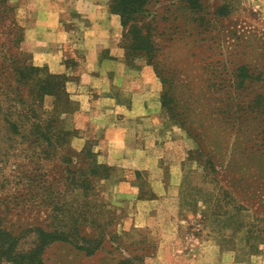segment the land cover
Wrapping results in <instances>:
<instances>
[{
  "label": "rangeland",
  "instance_id": "1",
  "mask_svg": "<svg viewBox=\"0 0 264 264\" xmlns=\"http://www.w3.org/2000/svg\"><path fill=\"white\" fill-rule=\"evenodd\" d=\"M6 2L19 33L7 49L33 64L16 3ZM223 3L230 7L227 15L212 19L208 32L183 30L164 41L155 57L126 50L121 34L124 62L153 69L160 101L168 85L181 107L187 95L191 103L197 99L192 105L196 126L195 119L211 109L207 86L213 69L249 65L262 73L264 93V0H203L204 10L213 13ZM70 64L63 59L64 67ZM38 67L65 76L66 106L57 107L48 95L39 110L44 122L54 118L65 135L58 146L44 150L9 133L0 110V264H264V162L254 152V133H226L207 118L200 155L197 141L162 110L171 133L159 165L150 170L111 166L76 124L77 77ZM217 161H223L221 167ZM94 164L111 167V175L106 180L99 167L87 187L86 173ZM126 180L128 185L121 183ZM36 228L65 237L39 249L40 262L28 256L40 244Z\"/></svg>",
  "mask_w": 264,
  "mask_h": 264
},
{
  "label": "trees",
  "instance_id": "2",
  "mask_svg": "<svg viewBox=\"0 0 264 264\" xmlns=\"http://www.w3.org/2000/svg\"><path fill=\"white\" fill-rule=\"evenodd\" d=\"M204 9L203 0L109 1L110 12L119 16L123 27V47L126 50L131 48L136 51L137 55L145 58L155 57L162 49L164 41L178 37L179 32L183 30L208 32L213 26L211 20L227 15L230 7L226 3L220 4L213 13L206 12ZM160 11L164 13L158 18ZM11 15L12 7L6 0H0V38L3 36V41L0 42V110L3 112L2 118L9 133L26 142L31 141L38 146L41 145L45 150L48 147L58 146L59 141L63 140L65 131L60 130L54 124L56 122L54 118L44 122L39 110L45 96L48 95L55 98L57 107L66 106L64 105L67 101V93L64 89L65 76L45 72L42 68L29 63L28 60L9 52L7 44L19 38L16 20ZM205 15L211 19L206 18ZM182 24L186 26L189 24L191 27L183 28ZM210 73L212 78H209L210 84L207 88L211 91L213 99L208 97L207 100H209L211 109L210 112L202 114L199 119H195L197 126L193 124L195 107H192L194 102L196 105L199 104L197 99L191 103V98L187 95L184 100L182 99L181 107L180 101L176 97L174 101V95L171 96L170 85L164 87L161 95L162 110L169 118L176 120L179 125L184 127L189 135L197 141L200 155L204 154L203 147L206 145L207 128L210 127L206 123L209 118L223 132L230 134L233 132L234 135H244L247 131L254 133L258 142L254 145L256 147L254 152L256 155L259 154L258 156L262 157V162H264V93L262 86H259L262 73L253 70L246 64L237 65L229 71L213 69ZM161 78L165 86L167 81L165 78ZM203 96L206 98V92ZM177 108L179 109L177 110ZM205 155L208 154L205 153ZM207 162L211 164L209 167L211 171L216 172L215 165L210 161ZM217 162L221 167L223 161ZM99 167L102 177L106 180L110 178L111 167L104 164L90 165L85 179L87 187L90 186V176L100 174L97 169ZM75 180L77 179L72 178V181ZM57 209V207H52L54 211ZM35 231L40 239V244L28 256L34 255V260L40 262L42 260L41 252L37 254V251L39 249L42 251L45 246L65 237L55 230L45 231L42 228H36ZM3 232L0 228V235Z\"/></svg>",
  "mask_w": 264,
  "mask_h": 264
},
{
  "label": "crops",
  "instance_id": "3",
  "mask_svg": "<svg viewBox=\"0 0 264 264\" xmlns=\"http://www.w3.org/2000/svg\"><path fill=\"white\" fill-rule=\"evenodd\" d=\"M109 1L14 0L33 64L77 77L75 120L86 140L108 165L150 170L159 165L171 129L153 69L124 62L122 26ZM63 59L72 64L64 67Z\"/></svg>",
  "mask_w": 264,
  "mask_h": 264
}]
</instances>
